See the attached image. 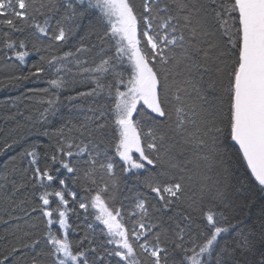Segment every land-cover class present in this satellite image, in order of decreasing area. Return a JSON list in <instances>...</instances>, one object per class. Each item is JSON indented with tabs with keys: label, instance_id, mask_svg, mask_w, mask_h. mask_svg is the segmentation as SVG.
I'll return each mask as SVG.
<instances>
[{
	"label": "snow or ice",
	"instance_id": "1",
	"mask_svg": "<svg viewBox=\"0 0 264 264\" xmlns=\"http://www.w3.org/2000/svg\"><path fill=\"white\" fill-rule=\"evenodd\" d=\"M0 58V264H264V0H0Z\"/></svg>",
	"mask_w": 264,
	"mask_h": 264
},
{
	"label": "trees",
	"instance_id": "2",
	"mask_svg": "<svg viewBox=\"0 0 264 264\" xmlns=\"http://www.w3.org/2000/svg\"><path fill=\"white\" fill-rule=\"evenodd\" d=\"M137 2H139V0H137ZM29 59H30V62H35L36 58L30 57ZM21 70L22 69L5 67L3 59L0 58V81L5 80L6 77L11 75L12 73L19 72ZM31 86L32 85H27V86L22 85L16 88H10L7 83L0 84V126L5 125V121L3 117L8 114V109L3 105V102L8 100L9 97L15 98L16 96L21 95V93L27 91V87H31ZM41 86H46V85L42 84ZM224 109L226 111L227 104L224 105ZM8 123L10 124L11 122H8ZM0 135H2V133H0ZM31 139L37 140L38 142L44 141L46 143V139L44 137H37L35 134H33ZM226 146L228 149V153L232 158L233 164L235 165V168L237 169L238 175H240L242 179L247 181L248 179H250V176L248 175L250 171L246 167V162H242L238 158V153H237L238 146L235 145V142L231 140H226ZM10 154H14V153H10ZM10 154H6L4 157H0V168H2L3 163L6 162V160L8 159V155ZM0 215H3V214H0ZM4 218L7 219V216L4 215ZM78 223H80L81 226L83 227V224H84L83 221H78ZM6 227H7L6 225L0 223V231L4 230Z\"/></svg>",
	"mask_w": 264,
	"mask_h": 264
},
{
	"label": "water",
	"instance_id": "3",
	"mask_svg": "<svg viewBox=\"0 0 264 264\" xmlns=\"http://www.w3.org/2000/svg\"><path fill=\"white\" fill-rule=\"evenodd\" d=\"M238 146V145H237ZM250 171V170H249Z\"/></svg>",
	"mask_w": 264,
	"mask_h": 264
}]
</instances>
